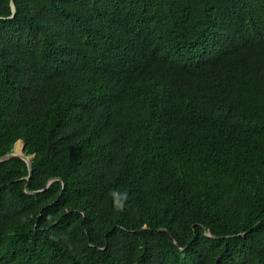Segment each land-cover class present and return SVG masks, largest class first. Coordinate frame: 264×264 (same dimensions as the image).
Returning <instances> with one entry per match:
<instances>
[{
    "label": "trees",
    "instance_id": "trees-1",
    "mask_svg": "<svg viewBox=\"0 0 264 264\" xmlns=\"http://www.w3.org/2000/svg\"><path fill=\"white\" fill-rule=\"evenodd\" d=\"M14 1L0 264H264V0Z\"/></svg>",
    "mask_w": 264,
    "mask_h": 264
},
{
    "label": "water",
    "instance_id": "water-1",
    "mask_svg": "<svg viewBox=\"0 0 264 264\" xmlns=\"http://www.w3.org/2000/svg\"><path fill=\"white\" fill-rule=\"evenodd\" d=\"M10 6H11V14L9 16H7V17L12 18V17H14V15L16 13V4H15L14 0H10ZM1 17H5V16H1ZM13 156H20V157H22L23 159H25L27 161L28 167H29V172H30L29 176H30L32 174V172H33V164H32V160H31V156L26 155L24 153H20L19 151L14 150V151H12L10 153H7L5 155L0 156V161L6 160V159L11 158ZM30 192L36 193L37 190L30 191Z\"/></svg>",
    "mask_w": 264,
    "mask_h": 264
},
{
    "label": "clouds",
    "instance_id": "clouds-1",
    "mask_svg": "<svg viewBox=\"0 0 264 264\" xmlns=\"http://www.w3.org/2000/svg\"><path fill=\"white\" fill-rule=\"evenodd\" d=\"M122 210V209H121Z\"/></svg>",
    "mask_w": 264,
    "mask_h": 264
}]
</instances>
